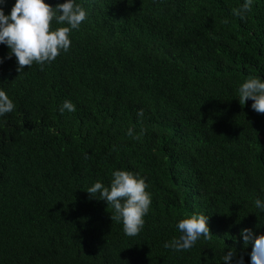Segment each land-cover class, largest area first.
Listing matches in <instances>:
<instances>
[{"label": "trees", "instance_id": "trees-1", "mask_svg": "<svg viewBox=\"0 0 264 264\" xmlns=\"http://www.w3.org/2000/svg\"><path fill=\"white\" fill-rule=\"evenodd\" d=\"M76 3L87 18L43 70L18 73L0 45V90L15 104L0 116V264H224L228 250L251 264L240 232L264 234V114L238 89L264 80V0L244 19L245 0ZM116 170L149 185L134 237L86 192ZM193 214L209 216L211 239L166 248Z\"/></svg>", "mask_w": 264, "mask_h": 264}, {"label": "clouds", "instance_id": "clouds-1", "mask_svg": "<svg viewBox=\"0 0 264 264\" xmlns=\"http://www.w3.org/2000/svg\"><path fill=\"white\" fill-rule=\"evenodd\" d=\"M7 0H0V45H7L10 49L7 59L13 56L17 61L18 73L29 69L35 62L41 66L52 63L63 52L70 50V35L73 30H79L82 22L87 18L86 9L76 3V0H66L65 3L53 7L45 0H16L10 15L4 12ZM252 0H245L240 9L234 14L244 19V13L251 10ZM53 21L60 25H66L52 29ZM227 23V21H225ZM3 58H0V64ZM239 103L245 106L249 100L254 101L251 108L259 114H264V80L255 76L248 78L239 86ZM15 104L4 90H0V116L11 113ZM74 112L75 105L65 100L60 111ZM137 115L143 118V109ZM127 135L133 137L130 128ZM139 139V136H134ZM149 185L146 178L138 173L127 170H116L112 173L110 186H105L97 181L87 189L90 198L106 201L114 210L110 215L113 222L123 224L125 235L134 237L140 233L144 226V217L148 214L152 203L151 193L146 189ZM255 206L264 212V201L257 198ZM108 207V208H109ZM209 216L205 214H193L181 219L177 228L181 235L170 243L166 242V248L176 251L190 250L198 240L211 239L213 236L209 228ZM244 245L252 246L250 253L251 264H264V234L257 235L251 228L242 229L240 232ZM224 264H244L243 257L237 258V252L228 250L223 256Z\"/></svg>", "mask_w": 264, "mask_h": 264}]
</instances>
